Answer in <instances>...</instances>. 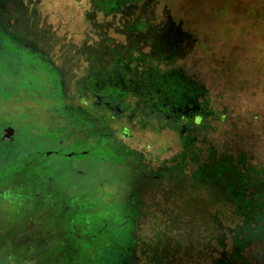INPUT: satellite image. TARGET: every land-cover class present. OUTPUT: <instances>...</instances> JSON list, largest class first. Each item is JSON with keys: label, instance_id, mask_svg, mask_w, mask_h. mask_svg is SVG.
Here are the masks:
<instances>
[{"label": "rangeland", "instance_id": "rangeland-1", "mask_svg": "<svg viewBox=\"0 0 264 264\" xmlns=\"http://www.w3.org/2000/svg\"><path fill=\"white\" fill-rule=\"evenodd\" d=\"M82 1L52 0L55 8L41 10L37 28L30 24L26 33L22 28L29 22L13 19L18 24L14 25L0 0V118L18 120L25 129L37 116L47 126L39 133L46 140L51 134L47 122L54 126L58 118L72 121L77 136L96 143L90 158L102 169L100 174L75 171L67 164L63 173L59 171L60 185V175L64 178L72 171L80 177L68 178L61 196L80 195L78 201L93 203L92 218L104 221L103 232L119 247V240L129 241L119 237L118 226L129 210L132 167L166 169L180 178L186 171L192 178L197 169L215 168L226 160L241 172L255 167L260 177L264 175V0H130L106 16L86 12L89 5ZM68 3L83 8L90 23L83 28L75 27L82 22L79 18L73 24L65 22L74 14ZM44 23L56 36L42 34ZM65 30L79 36L63 38ZM75 47L81 49L86 65L76 61L78 53L70 50ZM55 55L59 70L51 61ZM28 73L37 76L34 82H26ZM52 84L59 93L51 92ZM107 89H112V96ZM122 127L129 129L128 135L122 134ZM104 141L108 145L98 150ZM111 155L118 158L107 161ZM47 174L45 170L38 178L43 194L50 190ZM177 185L146 198L147 217L138 230L147 237L146 258L155 259L160 240L170 246H162L165 264H213L210 251L216 241L211 236L218 230L212 217L217 204L213 200L205 205L198 195ZM224 209L226 230L241 218L232 207ZM73 215V210H66L61 232L71 225ZM80 228L74 224L65 233L73 238L69 231ZM70 244L71 252H78ZM244 254L251 264H264V243H251ZM137 264L150 262L142 257Z\"/></svg>", "mask_w": 264, "mask_h": 264}, {"label": "flooded vegetation", "instance_id": "flooded-vegetation-1", "mask_svg": "<svg viewBox=\"0 0 264 264\" xmlns=\"http://www.w3.org/2000/svg\"><path fill=\"white\" fill-rule=\"evenodd\" d=\"M97 1L104 3L112 1L114 3V9H112L111 13H104L101 10L102 15L106 16L117 11L120 7L129 3L128 1L130 0H89L92 5L91 12L95 13L99 10L96 5ZM52 35L55 34L52 33ZM54 45L55 42H52L51 46ZM56 58L58 60V55H55V60L51 59V61L53 62V67L59 70V67L56 66ZM32 60L33 58L29 59V61ZM34 77L37 76L31 73L26 74V82L29 79L34 82ZM51 88L52 93H59L57 87L56 89L53 88V84ZM37 90L44 92L43 89ZM80 100L84 99L80 98ZM28 106L25 105V108ZM29 109H31L30 106ZM32 118L35 120L31 121V123L29 122L30 125L26 123L27 128L25 129L16 124L18 120L14 122L3 117L0 118V264H137L142 257L149 261L150 264H165V259L162 260L164 256L162 252L165 249L162 246H170L166 243L163 244L159 240V234L156 233L159 240L157 243V254L155 259L146 258L150 250L146 249L147 237L142 238L138 234L139 224L141 220L147 217V209L144 207L148 203L146 199L148 194L158 191L165 192L171 187L178 186L177 183L181 181L173 178L169 171V173L164 170L153 172L143 166L141 168H130L133 182L132 185L128 186L132 187V190H130L132 194L128 198L129 201L126 206L130 208L127 211L131 215L135 213V216L131 217L134 221V227L131 233H129L128 229L125 232L126 227H123V223H120L118 228L122 234L119 237H126L129 241L119 240L120 246L118 247L112 241L113 237L103 232L104 221L96 217L92 218L90 209H92L93 203L90 201H78L81 198L80 195L79 198L76 195L78 199L71 197L76 201L71 200L67 196H61V191L64 189L63 186L67 179L80 177L79 174L70 171V174H65L64 178L60 175V179H63V183L60 185L59 171L65 170L67 164H70L71 168L73 164L74 167L72 169L75 171H92L93 174H100L102 169H99L96 164L93 165L90 158L91 146L93 147L96 143L85 142L86 137L77 136L76 132H78V129L74 122H68L67 119V121H61L59 118L54 121V126L51 124L52 121L47 122L51 126V129L49 128L51 134L48 136L50 140H46L39 133L44 127L47 129V126L42 121H39L40 118L37 116ZM125 128H121L122 134L128 135L130 131L128 132ZM82 129L83 132L87 133L85 128ZM89 137L92 138V135L90 136L89 134ZM106 143V141L100 143L98 150L107 146L108 144ZM118 144L122 145L121 142ZM60 149L64 152L63 157H60ZM116 157L111 155L106 159L108 161ZM43 160H46L45 164ZM89 162L90 165L87 164ZM61 163L64 166L62 169ZM57 166L58 169H56ZM45 170L48 173V184H50L48 189L50 190L43 194L41 191L45 190H40L38 178L42 176ZM122 180L121 177L120 181ZM179 186L186 191L187 187L191 185L187 184L186 189L182 183ZM127 188L129 187H125V190ZM59 191L60 194H58ZM241 191L239 190L236 194ZM246 193L245 196L248 197V193L247 195ZM83 197L84 195L82 194ZM129 202H131L132 206L129 205ZM61 204H64L62 205L64 212L62 215ZM131 208L134 210L130 211ZM66 210L74 211L70 224L80 225L81 227L78 231L76 229L69 231L73 234V238L68 237L65 233L71 225L65 231H60L59 224L66 219ZM153 219L156 221L154 217ZM93 220L97 221L99 226L94 225ZM211 237L212 241H216L215 247L211 241V261L213 264H217L219 246L217 240L214 239L215 236L212 235ZM70 242L79 248L78 252H71ZM261 243H264V241ZM214 253L217 254L216 257ZM72 255L75 261H72ZM76 256L78 258H75ZM79 258L81 260H78ZM83 259L85 263H83ZM198 259L196 258L195 260L197 261Z\"/></svg>", "mask_w": 264, "mask_h": 264}, {"label": "trees", "instance_id": "trees-1", "mask_svg": "<svg viewBox=\"0 0 264 264\" xmlns=\"http://www.w3.org/2000/svg\"><path fill=\"white\" fill-rule=\"evenodd\" d=\"M51 1L52 0H46L45 2H43V0H4L6 9L10 10L8 16H12V20L21 19V21H23L24 19L25 23L29 22V27L26 26V28H22V31L26 33L31 31V25H34L37 28L38 20L42 11L44 12L55 8ZM84 1L89 5L87 6L89 10L85 11H91L92 5L89 3V0ZM84 1H82V3H84ZM68 4L71 6L70 9L72 8L71 13H74V17L71 16V19L69 18V20L66 18L64 20L65 22L70 21L73 24L74 21L79 18L82 22L75 25V27H78V25L83 27L90 23L86 18L87 16L84 17V12L81 13L83 8H78L77 6L72 7L73 4ZM96 5L99 10L96 11L95 14L98 12L102 14V11H104V13H111L112 9H114V3L112 1L110 3L97 1ZM15 23L16 22L13 20V24L18 25ZM44 25L45 28H42L44 29L41 31L42 34L49 33L52 35L54 30H49L47 28V26H49L47 23H44ZM2 27V23L0 22V30ZM75 31L76 30H74V32ZM64 32L65 34H63V38L72 39L79 36L75 33H69L67 30ZM79 49L80 48L75 47L70 50L74 53H78L76 55L77 62L79 61L80 63H83V65H86L87 61L83 58L84 55L79 52ZM173 89H176V92H174V95L176 96L174 102H177L180 96L179 91L177 90V87ZM107 90L110 91L108 92V95L112 96V89ZM125 130L129 132L127 127ZM224 161V163L220 162L216 164L215 168L206 166L197 169L192 178L189 177L190 174L186 171L182 173V178L177 174L175 177H172L181 181L180 183L184 185L185 189L187 184L191 185L187 187L186 191L198 195L200 199L204 200L205 205H210L213 200L216 202L218 208L216 212L213 213L212 217L216 223L215 228L218 230V233L215 234L214 237L219 246V256L216 263L251 264L249 259L246 258L244 251L252 242L261 243L264 241V175L260 177V173L256 171L255 167H251L249 171L241 172L232 163L230 164L228 162L226 164V160ZM161 170L168 172L166 169ZM235 177H237V179ZM234 178L241 184V186H238L235 183ZM239 190L242 191L239 194H236ZM246 192L248 193V197L245 196ZM129 205L132 206L131 202H129ZM228 207H232L235 215L239 216L241 220L240 222H236L233 226H227V229L225 230L221 217L222 215H225L224 208ZM132 210L134 209L131 208L130 211ZM124 212L125 213L121 216V222L123 223L122 226L128 227L129 233H131L134 227L131 217H134L135 213L131 215L127 210Z\"/></svg>", "mask_w": 264, "mask_h": 264}, {"label": "water", "instance_id": "water-1", "mask_svg": "<svg viewBox=\"0 0 264 264\" xmlns=\"http://www.w3.org/2000/svg\"><path fill=\"white\" fill-rule=\"evenodd\" d=\"M126 134H127V131H126Z\"/></svg>", "mask_w": 264, "mask_h": 264}]
</instances>
